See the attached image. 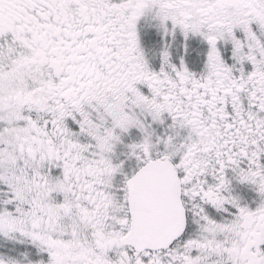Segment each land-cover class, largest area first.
Returning a JSON list of instances; mask_svg holds the SVG:
<instances>
[{
	"label": "snow or ice",
	"instance_id": "6c2138e0",
	"mask_svg": "<svg viewBox=\"0 0 264 264\" xmlns=\"http://www.w3.org/2000/svg\"><path fill=\"white\" fill-rule=\"evenodd\" d=\"M0 264H264V0H0Z\"/></svg>",
	"mask_w": 264,
	"mask_h": 264
}]
</instances>
